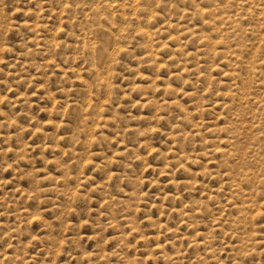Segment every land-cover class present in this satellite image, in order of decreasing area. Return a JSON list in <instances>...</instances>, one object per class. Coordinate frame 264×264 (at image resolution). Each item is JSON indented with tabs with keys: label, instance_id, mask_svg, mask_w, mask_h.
<instances>
[{
	"label": "rangeland",
	"instance_id": "1",
	"mask_svg": "<svg viewBox=\"0 0 264 264\" xmlns=\"http://www.w3.org/2000/svg\"><path fill=\"white\" fill-rule=\"evenodd\" d=\"M0 264H264V0H0Z\"/></svg>",
	"mask_w": 264,
	"mask_h": 264
},
{
	"label": "bare ground",
	"instance_id": "2",
	"mask_svg": "<svg viewBox=\"0 0 264 264\" xmlns=\"http://www.w3.org/2000/svg\"><path fill=\"white\" fill-rule=\"evenodd\" d=\"M210 14V13H209ZM208 13H207V15H209ZM211 17V16H210ZM222 19V18H221ZM230 22V21H229ZM238 23V22H237ZM233 24V23H232ZM216 25V24H215ZM236 26V25H235ZM240 35V34H239ZM148 36V35H147ZM228 39V38H227ZM224 40V39H223ZM148 41V40H147ZM238 43V42H237ZM224 45V44H223ZM238 45H239V43H238ZM225 46H226V44H225ZM226 52V51H225ZM224 53V52H223ZM230 54V53H229ZM222 56V55H221ZM227 63V62H226ZM260 197V196H259Z\"/></svg>",
	"mask_w": 264,
	"mask_h": 264
}]
</instances>
